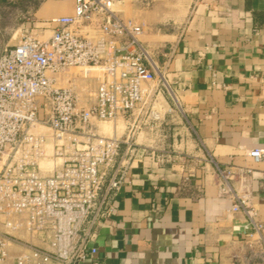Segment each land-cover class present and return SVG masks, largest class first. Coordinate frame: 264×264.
I'll use <instances>...</instances> for the list:
<instances>
[{
	"label": "crops",
	"instance_id": "1",
	"mask_svg": "<svg viewBox=\"0 0 264 264\" xmlns=\"http://www.w3.org/2000/svg\"><path fill=\"white\" fill-rule=\"evenodd\" d=\"M116 10L146 25L142 43L175 100L159 97L163 121L139 136L110 199L113 212L95 225L97 253L84 264H264V244L233 230L245 216L232 212L217 171L233 172L234 189L248 193L264 224V162L248 156L264 149V0H159ZM74 11V0H43L24 29L47 38L50 20ZM126 126L120 120L113 132L122 137ZM19 252L12 249L8 264Z\"/></svg>",
	"mask_w": 264,
	"mask_h": 264
},
{
	"label": "built area",
	"instance_id": "2",
	"mask_svg": "<svg viewBox=\"0 0 264 264\" xmlns=\"http://www.w3.org/2000/svg\"><path fill=\"white\" fill-rule=\"evenodd\" d=\"M74 1L72 16L50 20V36L24 31L0 56V264H8L13 248L20 249L14 264H84L94 256L95 225L113 212L110 199L124 182L144 125L152 122L153 132L162 123L157 102L163 91L175 100L165 70L142 43L146 25L116 10L159 0ZM91 72L97 89L88 104L73 75ZM120 120L127 123L122 137L105 132V124ZM248 156L263 163L264 149ZM217 171L232 212L245 216L233 230L264 244V224L248 193L234 189L231 170Z\"/></svg>",
	"mask_w": 264,
	"mask_h": 264
},
{
	"label": "rangeland",
	"instance_id": "3",
	"mask_svg": "<svg viewBox=\"0 0 264 264\" xmlns=\"http://www.w3.org/2000/svg\"><path fill=\"white\" fill-rule=\"evenodd\" d=\"M42 3L43 0H0V56L6 48L14 47L19 43L26 24L35 17L36 11ZM71 71L74 74L82 72L81 69H73ZM96 75L97 73L95 72H91L88 78H84L83 75H73L82 97L87 96L89 98V94H93L94 90L92 87L95 86V83L97 84L96 80H94ZM163 94L171 100L165 91H163ZM152 124V122L148 121L143 127V132L152 134L150 131ZM104 126L105 132L112 134L114 125L107 123ZM156 127L158 128L160 125Z\"/></svg>",
	"mask_w": 264,
	"mask_h": 264
}]
</instances>
